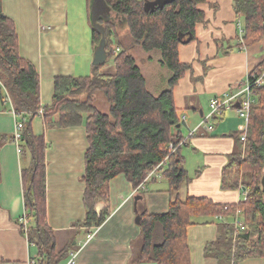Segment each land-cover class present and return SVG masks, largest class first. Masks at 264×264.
Returning <instances> with one entry per match:
<instances>
[{"label": "trees", "instance_id": "obj_1", "mask_svg": "<svg viewBox=\"0 0 264 264\" xmlns=\"http://www.w3.org/2000/svg\"><path fill=\"white\" fill-rule=\"evenodd\" d=\"M152 1L104 0L111 18L98 21L108 53L103 65L112 64L114 73L104 74L100 70L102 65L92 66L89 76L56 77L48 106L40 104L39 76L34 66L20 57L14 24L2 13L0 5V83L17 123L22 125L17 142L19 154L29 157V166L21 174L24 210L33 225L28 226L25 236L37 248L36 264H61L66 257L65 250L55 251V239L46 223L47 146L43 137L32 132L36 116L44 121L57 116L59 128H85L88 147L81 178L85 184L86 217L82 222L85 228L103 223L105 215L95 208L106 200L108 183L116 177H124L136 189L166 159L160 178L167 181L173 193L189 179L181 148L174 153L168 148L169 144L177 146L182 139L175 128L180 115L173 89L191 70L190 65L179 61L178 47L190 43L196 26L205 21L200 6L207 0H174L162 8L146 10L145 3ZM232 9L235 18L242 20L240 44L249 47L258 43L264 36V0H232ZM116 24L118 27L124 24L127 33L121 35ZM100 41L101 33L94 27L91 44L96 47ZM136 48L148 56L147 61L152 60L150 54L158 53L159 66L170 73L166 89L157 95L148 90L136 65L131 53ZM263 72L264 60L248 76ZM251 89L256 99L249 113L246 140L229 155L220 178L221 190L244 189L245 200L221 205L205 198L186 197L172 201L166 214L147 215L141 211L140 236L132 244V262L190 264L187 229L195 224L194 220L218 217L232 220L237 210L242 214L245 231L233 237V243L232 226L223 224L218 239L205 246L204 254L216 258L218 264H238L250 258L264 260V83ZM98 93L108 104L106 113L92 105ZM216 121L214 118L213 122ZM5 140L0 137V147ZM11 141H15L14 135ZM241 147L243 157L239 153ZM153 180L156 179L150 182Z\"/></svg>", "mask_w": 264, "mask_h": 264}, {"label": "crops", "instance_id": "obj_2", "mask_svg": "<svg viewBox=\"0 0 264 264\" xmlns=\"http://www.w3.org/2000/svg\"><path fill=\"white\" fill-rule=\"evenodd\" d=\"M88 2L89 0H0L2 13L14 24L20 57L30 62L39 76V98L43 106L52 102L53 82L56 77H84L92 71L93 47L84 46L81 39L87 31L83 25L87 23L84 6ZM211 4L208 0L204 4L208 6L209 15L211 7L214 10H220L221 7L219 0ZM82 10L83 17L82 12H79ZM204 14L208 24L207 12L204 11ZM78 18L83 19L82 27L77 24ZM235 20L239 21L234 15L232 0H229L227 12L222 14L221 10L217 24L223 32L222 40L227 42L225 55L227 54L228 63L235 55V48L229 45V39L231 42L236 41L234 46L239 50V38L243 36L241 21L237 33L236 23L235 28L233 27ZM77 27L83 28V36L80 37ZM252 46H249V51L253 49ZM221 47L220 44L219 48ZM236 53L239 58L241 56V62L246 64L243 70L245 73L248 71L247 76L264 60L263 58L250 69V52L244 55L242 52ZM214 58L220 62L225 57L216 55ZM211 68L212 66L207 67V70ZM100 70L104 74L112 75L114 66L105 64ZM239 73H235L237 78ZM235 74H229L228 77L233 78ZM242 77L243 75L239 79L228 81L230 86L223 93L234 92L244 83L245 80L238 83ZM179 82L173 89V99L180 114L185 111L184 107L181 108L183 105L180 106V102L183 104L181 97H186V93L187 96L194 94V89L189 92L187 89L182 90L180 85L183 83ZM3 97L6 98L3 100ZM210 99L212 97L208 103ZM253 99L255 101V96ZM201 106L199 94L197 108L189 107L191 115H183L184 121L180 120L179 128L176 129L181 137L194 130L202 117L208 114ZM56 122L57 116L50 117L47 121L36 116L31 126L33 134L43 137L47 146L46 223L55 239V251H66V257L61 264H66L72 254V264H155L131 261L132 244L140 236L141 211L147 215L166 214L172 201L186 197L205 198L221 205L238 204L245 200V190L223 191L220 188L221 171L229 155L242 145L238 136H241L240 128L244 126L243 120L235 111H226L213 122L211 133H198L188 139L180 149L189 179L181 184L178 191L173 193L167 181L162 178L147 182L143 190H136L124 177H116L108 183L106 200L96 205L98 213L105 215L103 223L95 228H85L82 225L86 217L83 204L85 184L81 178L85 171L84 155L88 147L86 131L82 126L59 128ZM16 124L10 99L0 83V137L6 138L0 147V264H30L31 260L37 258L36 246L28 241L20 225V219L25 213L21 173L29 166V157L20 155L15 142L11 141ZM195 172L197 175L192 176L191 173ZM194 222L187 229L190 264H218L216 258L204 254V248L218 239L221 226L230 224L231 220L224 217L199 218ZM32 225L29 221L28 226ZM238 264H264V260L250 258Z\"/></svg>", "mask_w": 264, "mask_h": 264}, {"label": "rangeland", "instance_id": "obj_3", "mask_svg": "<svg viewBox=\"0 0 264 264\" xmlns=\"http://www.w3.org/2000/svg\"><path fill=\"white\" fill-rule=\"evenodd\" d=\"M211 5L217 0H208ZM212 1V2H211ZM221 7L220 10H214L210 9V15H209V10H207L208 6H200V8L207 12L208 19L206 23L205 21L195 29V32L193 34V40L190 43L186 44H181L178 47V53H179V61L188 63L191 66V70L185 74L181 82H179L180 88L182 90H188L189 92L190 89H194V94L188 95L186 93V97H181L182 103L180 102L181 108L184 107L185 111H182L179 115L183 117L184 116H189L191 115V111L188 109L189 107H194L197 108V104L199 103V94H200V101H201V109H204V111L209 112V107H208V100L210 97H220L224 91L228 90V81H234L237 76L235 73L240 72L239 76H242L240 80H238L242 83L244 80L246 81V76L247 72L245 73L243 70V66L245 67L246 64H243L241 62V56H237L236 52H242L244 55L245 53L250 52L251 56L249 59V68L252 69L255 67L260 61L264 58V37L263 39L252 46L253 49L250 50L251 47H244L243 45L239 46L240 49L238 50L234 45L236 44V41L229 39V45L233 46L234 49V56L233 59L230 60V63H228L227 60V54L225 55L226 51L225 48L227 46L226 40H222L221 36L223 35L222 31L220 30V27L217 26L219 24V16H221V10L222 14H225L227 12V6L229 4V0H219ZM88 6V7H87ZM84 8L86 9V14L84 11V16H87V23L83 25L84 27L86 26L85 35L83 36V28L77 27L79 29V34L82 39V42L84 43V46H91V29H94V26L91 23V18H90V13L88 11L89 9V2L88 5L85 4ZM84 10V9H83ZM83 10L79 11L81 13V17H83ZM211 15L213 16L211 18ZM225 16V15H222ZM111 17V13H110ZM117 23L118 21L115 20ZM235 23L237 27V33L239 28V21L235 20L234 21V28H235ZM78 26L82 27L83 24V19L78 18ZM100 24V23H99ZM207 24V25H206ZM221 24V23H220ZM207 27H204V26ZM241 25H242V20H241ZM117 30L121 35L126 34L127 29L126 26L123 24L121 26H117ZM218 32V33H217ZM124 33V34H123ZM217 33V34H216ZM218 35V37L216 36ZM221 38V39H220ZM221 41H223L221 43ZM220 44L222 45L221 48H219ZM256 46V47H255ZM255 47V48H254ZM94 47L92 48V52ZM132 55L136 59V65L141 69L143 75L146 78L147 81V88L150 92H152L154 95L159 94L163 90L166 89V82L169 79L170 73L159 66L158 60L160 58L158 53L155 54H150L152 56L151 61H147L146 59V54L140 52V49L136 48L135 50H132ZM218 55L220 58L225 57L222 59L220 62L215 60V56ZM243 59V56H242ZM212 66L210 70H207V67ZM152 67V68H151ZM232 72H230V70ZM209 71V72H208ZM234 72V73H233ZM91 74V73H90ZM90 74H87L90 75ZM229 74H235V77L229 78ZM239 76L237 79H239ZM244 81V82H245ZM196 87V88H195ZM220 91V92H218ZM85 98V95L83 96ZM177 103V101H176ZM179 104V101H178ZM92 105L98 109L101 113H106L108 110V104L105 101V98L103 97L102 94L98 93L95 94L92 100ZM186 105V106H185ZM192 105V106H190ZM205 113V112H204ZM180 116V117H181ZM214 124V123H213ZM214 127V125H213ZM238 151V150H237ZM239 153H241V157H243V148L239 150ZM165 170V169H164ZM190 174V173H189ZM192 176L197 175V172L195 174L191 173ZM180 188V187H179ZM179 190V189H178ZM177 190V191H178ZM182 200V199H180ZM234 236L232 235V238ZM235 238V237H234ZM234 238L232 242L234 243Z\"/></svg>", "mask_w": 264, "mask_h": 264}, {"label": "built area", "instance_id": "obj_4", "mask_svg": "<svg viewBox=\"0 0 264 264\" xmlns=\"http://www.w3.org/2000/svg\"><path fill=\"white\" fill-rule=\"evenodd\" d=\"M239 42H241V38H239ZM250 77V78H249ZM264 83V72L260 75H252L247 76L246 81L239 85L234 92H225L220 97H214L210 99L208 103L209 112L208 114L204 115L198 124V126L188 132L186 136H183L181 141L178 143L177 146L173 144H169L168 148L170 149V153L176 152L178 149L182 148L185 145V142L188 139L193 138L198 133L205 134L211 133L213 130V120L214 118H218L222 116L226 111H235L236 115L243 120L244 126L240 128L242 131L241 136L239 137V141L244 143L246 140V131H247V124L249 119V113L251 107L254 103L253 99V92L251 88H257L262 86ZM41 114V113H40ZM15 116V114L13 113ZM180 120L184 121V117ZM22 128L20 123L16 124V129L14 133L15 144L17 146V142L19 140V130ZM17 151L20 153L19 148L17 146ZM166 165V159L157 165L150 173L147 174L144 181L136 188V190H143L144 186L147 182L151 179H159L161 176V171ZM246 197V193H245ZM29 219L26 213L20 219L21 230L26 234L28 229ZM230 225L233 229V236L236 237L240 232L245 231V225L243 222L242 214L239 210H237L230 222ZM90 238V236H87ZM74 259V254L71 255V258L66 264H72ZM30 264H36V260H31Z\"/></svg>", "mask_w": 264, "mask_h": 264}, {"label": "water", "instance_id": "obj_5", "mask_svg": "<svg viewBox=\"0 0 264 264\" xmlns=\"http://www.w3.org/2000/svg\"><path fill=\"white\" fill-rule=\"evenodd\" d=\"M172 1L174 0H153L152 2H146L145 9L153 10L155 7L162 8L164 5L169 4ZM89 13H90L92 25L95 27V29L98 32L101 33V41L93 49L94 52H93L92 66H102L107 60L108 53L105 51V40H104V33L102 30V25L99 24L98 21L99 20H103V21L109 20L111 18L110 9L106 5L104 0H89ZM118 25H119V22H118ZM175 128L178 129L179 125H177ZM263 189H264V177H263ZM96 212H98V208H96Z\"/></svg>", "mask_w": 264, "mask_h": 264}]
</instances>
